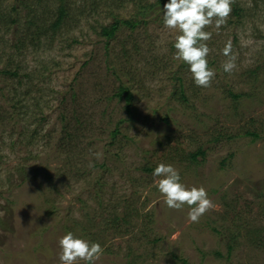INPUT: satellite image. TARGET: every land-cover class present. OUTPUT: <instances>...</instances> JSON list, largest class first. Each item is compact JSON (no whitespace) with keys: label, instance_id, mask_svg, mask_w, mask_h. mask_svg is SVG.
<instances>
[{"label":"rangeland","instance_id":"obj_1","mask_svg":"<svg viewBox=\"0 0 264 264\" xmlns=\"http://www.w3.org/2000/svg\"><path fill=\"white\" fill-rule=\"evenodd\" d=\"M167 2L0 0V264H60L69 231L95 264H264V0L205 29L208 88L174 59ZM114 19L139 24L102 37ZM160 163L215 209L168 208Z\"/></svg>","mask_w":264,"mask_h":264},{"label":"clouds","instance_id":"obj_2","mask_svg":"<svg viewBox=\"0 0 264 264\" xmlns=\"http://www.w3.org/2000/svg\"><path fill=\"white\" fill-rule=\"evenodd\" d=\"M233 3L235 0H168L163 6L164 27L179 33L175 37L174 59L189 66L197 87H210L216 76L215 69L210 68L208 62L212 49L207 41L213 34L205 29L213 23L216 29L226 24ZM223 55L227 58L222 64L223 71L231 74L237 67L231 41L225 45ZM153 176L160 178L157 186L167 207L181 210L188 206L191 222H198L205 213L215 209L207 190L203 186L189 187L182 183L179 170L172 164H158ZM59 247L60 264H78L79 261L95 264L104 251L99 243L79 238L71 231L59 239Z\"/></svg>","mask_w":264,"mask_h":264},{"label":"trees","instance_id":"obj_3","mask_svg":"<svg viewBox=\"0 0 264 264\" xmlns=\"http://www.w3.org/2000/svg\"><path fill=\"white\" fill-rule=\"evenodd\" d=\"M58 13H59V15H58V18H57V22L54 23V25H53L54 28H57V27L59 28L60 23L62 22V19L65 16V11H64V9H63L62 6L59 8ZM235 15L238 17L239 16L238 15V12H235ZM138 24H139L138 22H134L132 20H118V19H114L113 20V23L109 27L102 28V30H101V36L104 37V38H107V39H112L114 37L115 33L119 30V28L121 26L130 28V29H133ZM119 94H121V95L124 94L125 95V100L127 102H130L132 100V96L126 90H122L121 89V91H120ZM202 156H203V153L200 150V151H197L195 154L190 155L189 158L191 159L192 162H195L196 159H197V157H202Z\"/></svg>","mask_w":264,"mask_h":264}]
</instances>
